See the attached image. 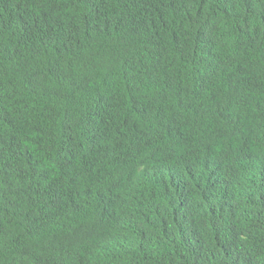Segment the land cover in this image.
<instances>
[{
  "label": "trees",
  "instance_id": "trees-1",
  "mask_svg": "<svg viewBox=\"0 0 264 264\" xmlns=\"http://www.w3.org/2000/svg\"><path fill=\"white\" fill-rule=\"evenodd\" d=\"M0 264H264V0H0Z\"/></svg>",
  "mask_w": 264,
  "mask_h": 264
}]
</instances>
